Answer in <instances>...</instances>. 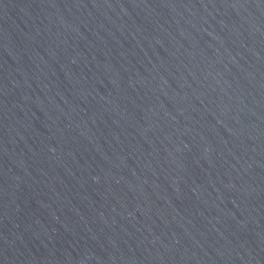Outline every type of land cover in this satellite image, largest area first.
Here are the masks:
<instances>
[{
	"label": "water",
	"instance_id": "1",
	"mask_svg": "<svg viewBox=\"0 0 264 264\" xmlns=\"http://www.w3.org/2000/svg\"><path fill=\"white\" fill-rule=\"evenodd\" d=\"M0 264H264V0H0Z\"/></svg>",
	"mask_w": 264,
	"mask_h": 264
}]
</instances>
